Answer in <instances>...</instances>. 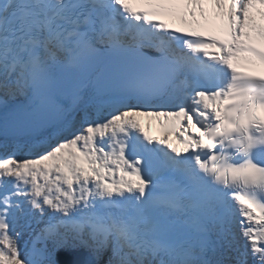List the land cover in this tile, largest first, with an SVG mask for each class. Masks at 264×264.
I'll list each match as a JSON object with an SVG mask.
<instances>
[{"label": "snow or ice", "instance_id": "6c2138e0", "mask_svg": "<svg viewBox=\"0 0 264 264\" xmlns=\"http://www.w3.org/2000/svg\"><path fill=\"white\" fill-rule=\"evenodd\" d=\"M0 264H264V0H0Z\"/></svg>", "mask_w": 264, "mask_h": 264}]
</instances>
